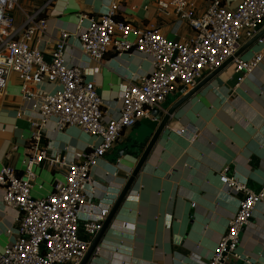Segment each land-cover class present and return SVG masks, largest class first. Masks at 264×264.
<instances>
[{"label":"crops","instance_id":"obj_1","mask_svg":"<svg viewBox=\"0 0 264 264\" xmlns=\"http://www.w3.org/2000/svg\"><path fill=\"white\" fill-rule=\"evenodd\" d=\"M48 1L21 3L30 12ZM112 1L118 3V19L139 26L158 25L173 41L194 36L193 28L174 16L173 10L163 12L159 0H53L43 14L47 26L35 42L50 59L61 32L71 34L65 51L67 63L83 68L85 79L99 91L109 118L120 113L125 86L153 69L152 58L136 51L119 55L108 52L102 60H94L81 49L75 35L88 25L89 17L107 12ZM188 1L197 15L209 5V0ZM226 1L234 7L239 0ZM14 14L21 23L24 12L16 10ZM262 49V44H255L243 57L249 59ZM236 79L230 63L179 109L171 125L186 126V134L168 130L161 138L88 264H205L209 260L242 197L222 184L224 168L255 192L264 187V55L239 86ZM43 86L55 88L47 83ZM7 91L14 97L0 107V168L10 165L22 171L33 134L29 118L37 119L39 113L33 102L22 98L15 76ZM177 97H170L164 108ZM156 124L153 115L126 129L92 169L81 222L99 220L102 208L113 207L137 162L132 146ZM41 131L40 146L69 162L76 152L99 142L76 126L59 129L55 119H49ZM192 132H198L196 140L190 139ZM36 171L34 194L43 196L51 192L65 169L40 165ZM2 195L0 188V250L14 240L18 215V209L8 206ZM8 229L14 234L7 235ZM240 237L242 259L229 264H264L263 204L256 206L251 224Z\"/></svg>","mask_w":264,"mask_h":264},{"label":"built area","instance_id":"obj_2","mask_svg":"<svg viewBox=\"0 0 264 264\" xmlns=\"http://www.w3.org/2000/svg\"><path fill=\"white\" fill-rule=\"evenodd\" d=\"M52 1L28 12L21 0H0V95L15 76L22 98L33 102L39 113V118H29L33 134L25 168H0L3 200L18 209L16 235L0 250V264H81L111 210L104 207L99 220L81 222L91 171L124 131L143 119H151L155 108L166 112L164 106L170 97L185 95L231 57L239 86L264 55L262 36L256 42L263 45L262 50L249 59L235 57L242 46L264 30V0H239L234 7L226 0H209L199 15L188 0H159L165 14L173 10L174 16L193 28L194 36L183 41L170 40L158 25L139 26L118 19V3L112 1L107 12L89 17L88 25L75 35L81 49L94 60H102L108 52L119 55L136 51L152 58L153 69L125 86L122 109L117 117L109 118L99 91L85 79L83 68L67 63L65 51L71 34L61 32L50 59L35 42L47 26L43 14ZM16 10L24 12L21 23L16 21ZM131 34L134 39H130ZM46 83L55 88L47 90L43 86ZM22 114L18 112V116ZM49 119H55L59 129L76 126L99 142L76 152L69 162L40 146L41 130ZM167 129L183 136L188 128L170 123ZM198 136V132H192L190 139ZM40 165L61 167L65 172L51 192L36 196V168ZM220 179L228 191L241 193L242 197L205 264H229L242 259L238 251L241 232L251 224L256 206L264 205V187L255 192L228 175V167ZM6 234L14 232L8 229Z\"/></svg>","mask_w":264,"mask_h":264},{"label":"water","instance_id":"obj_3","mask_svg":"<svg viewBox=\"0 0 264 264\" xmlns=\"http://www.w3.org/2000/svg\"><path fill=\"white\" fill-rule=\"evenodd\" d=\"M264 36V30L242 46L235 54L236 56H243L249 49H251L257 42V40ZM234 57H231L227 62L223 65L218 67L215 71L211 74L206 76L197 86H195L192 90L187 92L185 95L179 97L173 104H171L168 109L165 111L158 110L157 108L152 110V114L156 116L157 124L148 132L147 135H141L137 138V142L132 146L131 154L137 159V162L128 177L127 182L125 183L124 187L122 188L117 200L115 201L113 207L110 210L109 215L105 219L102 229L95 237L94 241L92 242L86 257L81 262V264H88L90 258L96 251L97 247L99 246L107 228L110 226V223L118 210L123 206L126 198L130 194L131 190L135 186L137 179L140 175V172L146 166L148 160L151 158L153 153L155 152L157 145L161 138L164 137L166 132L168 131L167 125L171 123L172 118L176 115L179 109L190 100L191 97L203 86L208 84L215 76L223 70L227 65L232 63Z\"/></svg>","mask_w":264,"mask_h":264},{"label":"rangeland","instance_id":"obj_4","mask_svg":"<svg viewBox=\"0 0 264 264\" xmlns=\"http://www.w3.org/2000/svg\"><path fill=\"white\" fill-rule=\"evenodd\" d=\"M7 88L5 90H3L2 95H0V107L2 106V104L4 103L5 100L9 99L10 97L11 98L14 97V94L12 92H8Z\"/></svg>","mask_w":264,"mask_h":264}]
</instances>
